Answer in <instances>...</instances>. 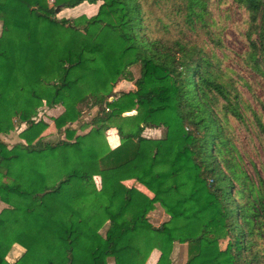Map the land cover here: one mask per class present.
<instances>
[{
	"label": "trees",
	"instance_id": "16d2710c",
	"mask_svg": "<svg viewBox=\"0 0 264 264\" xmlns=\"http://www.w3.org/2000/svg\"><path fill=\"white\" fill-rule=\"evenodd\" d=\"M98 1L90 17H56V7ZM233 1L243 63L264 83V0ZM51 2L0 0V134L25 123L23 141L0 137V264H143L153 250L155 264H172L175 243L186 244L184 264H264V165L262 174L250 160L248 173L230 122L253 120L264 152V105L223 76L210 0ZM122 79L133 88L108 99ZM56 104L60 132L95 109L89 130L39 138L47 124L37 110ZM159 127L165 136L143 135ZM155 203L169 216L159 225L147 218ZM14 246L22 253L10 261Z\"/></svg>",
	"mask_w": 264,
	"mask_h": 264
},
{
	"label": "rangeland",
	"instance_id": "374dc122",
	"mask_svg": "<svg viewBox=\"0 0 264 264\" xmlns=\"http://www.w3.org/2000/svg\"><path fill=\"white\" fill-rule=\"evenodd\" d=\"M49 3H52L51 0H49ZM99 4L100 1L96 3L82 2L70 8L61 9L60 7H58L59 11L56 12V17L75 18L81 15L90 17L97 12ZM209 7L211 9L212 16L216 22V25L212 26V28L219 31L221 41L223 42L222 48L213 46L214 52L219 57L220 67L223 72V76H229L237 80V87L244 100L251 104L252 107L260 108L262 105H264V83L259 80V77H257L253 72H251L245 67V64L242 60V54L247 48L240 35V31L243 27V11L237 6V4L233 0H210ZM153 14L161 15L163 17L160 8H154ZM199 38L204 39V36H200ZM210 45L213 44H211L210 42ZM5 49L6 42L5 38L2 36L0 22V50ZM130 70L132 72L133 78H138V76L140 75V64L136 63L130 66ZM119 82H123V84L119 86ZM119 82L116 84L113 92L107 95L108 99H112V97L118 95L121 91H126L124 90V88H127L128 86L130 87L134 80L128 81L122 79ZM94 110L95 109H91L90 111L84 112L82 114L83 120L77 122V124L73 122L72 124H67L66 126L70 125L74 127L76 130V134H83L87 132L90 127L86 124H83L84 122L87 123L90 120L91 114L94 112ZM63 111L64 107L61 104H56L52 107L42 105L40 108H38L35 118L37 120L41 119L47 124L45 129L40 133L39 138L56 140L59 137H63L62 131L66 126H63L60 132L54 122V118L62 114ZM134 113L135 110H130L125 111L122 115H131ZM230 122L234 134L233 140L242 154L246 170L251 176L254 175L253 166L251 162H249L251 160L256 164V167L262 173L263 171L261 169V166L264 165V152L256 135L257 127H255V123L253 122V120L252 122L246 120L244 123H242L234 119H230ZM24 127L25 123H19L14 119L13 128L6 133H1L0 137L10 147L19 141H23L20 137V132L23 130ZM113 134H117V131L114 127H110L105 130L104 136L109 147H112L110 143V138ZM165 134L166 129L164 127L145 128L143 131V135H146L151 138H160L165 136ZM94 181L97 185H99V178L97 176H95ZM123 183L127 186H135L148 196H152V193L150 191H148L142 184L136 182L134 179H126L123 181ZM4 206H6V204L0 201V209ZM147 218L153 225H159L162 222L166 221L169 216L166 213L165 209L159 203H155L153 209L148 212ZM106 228L107 225L105 224L103 227L98 229L96 233H98V235H103L105 233ZM226 242L227 239L219 240V246L221 249H224V247L226 246ZM76 251L79 252V250L77 249ZM80 252L85 253L84 251ZM21 253L22 249L18 248V246H14L8 253L7 259L10 261H14L17 257L21 255ZM158 254L159 253L156 250L151 251L148 257L144 260L143 264H155L159 256ZM171 258L172 264H184L187 259L186 244L175 243ZM108 264H113L112 259H108Z\"/></svg>",
	"mask_w": 264,
	"mask_h": 264
},
{
	"label": "crops",
	"instance_id": "0c3cea01",
	"mask_svg": "<svg viewBox=\"0 0 264 264\" xmlns=\"http://www.w3.org/2000/svg\"><path fill=\"white\" fill-rule=\"evenodd\" d=\"M124 82H127V81H124ZM129 83V82H128ZM119 84V86L121 85V84H123V82H119L118 83ZM133 87V83L130 85V87L128 86L127 88H124V90H129V89H131ZM52 109H54V108H52ZM110 143H111V145H112V147H115L116 146V144H119V138H118V136H117V134H113V135H111V138H110ZM157 251V250H156ZM158 252V251H157ZM159 253V252H158ZM159 255V254H158Z\"/></svg>",
	"mask_w": 264,
	"mask_h": 264
},
{
	"label": "water",
	"instance_id": "95a60500",
	"mask_svg": "<svg viewBox=\"0 0 264 264\" xmlns=\"http://www.w3.org/2000/svg\"><path fill=\"white\" fill-rule=\"evenodd\" d=\"M55 11H56V12H58V11H59V8H58V7H56V8H55Z\"/></svg>",
	"mask_w": 264,
	"mask_h": 264
}]
</instances>
